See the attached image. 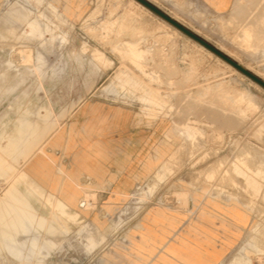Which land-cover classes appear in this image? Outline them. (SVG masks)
<instances>
[{
  "label": "rangeland",
  "instance_id": "obj_1",
  "mask_svg": "<svg viewBox=\"0 0 264 264\" xmlns=\"http://www.w3.org/2000/svg\"><path fill=\"white\" fill-rule=\"evenodd\" d=\"M149 1L264 76V0H236L224 15L196 0ZM135 3L0 0V264H264V87ZM99 96L158 129L152 175L131 192L78 185L74 167L68 185L51 151L76 144L65 122ZM47 112L42 143L21 144L20 119L43 124ZM35 162L53 171L40 177ZM193 200L201 219L221 214L219 248L205 247L213 230L193 218Z\"/></svg>",
  "mask_w": 264,
  "mask_h": 264
},
{
  "label": "crops",
  "instance_id": "obj_2",
  "mask_svg": "<svg viewBox=\"0 0 264 264\" xmlns=\"http://www.w3.org/2000/svg\"><path fill=\"white\" fill-rule=\"evenodd\" d=\"M196 1L202 3L213 13L224 15L233 8L236 0ZM0 23H2V19H0ZM25 37L31 38L27 35ZM39 116L43 118V124L38 121L33 122L28 116L20 119L16 130L21 132L17 136L24 140L21 144H41L45 139L43 131L52 128V115L47 112L39 114ZM71 124H74V130L77 133L76 144L68 149L58 147L51 150L59 155V164L67 169L62 178L68 185L72 182L71 178L73 176L70 174V169L73 167L76 176L83 182H78V185L85 187L91 179L95 185L106 187L97 190L98 193H108L110 188L112 190L119 188L131 192L138 184L146 181L152 175V172L148 173L145 169V159L148 155L153 154L151 147L154 140V145H157L158 129L155 130V133H152V128L142 123L136 112L131 108L110 103L99 96L87 100L75 109L64 125L68 134L71 133L73 128ZM42 151L43 148L39 150V152ZM56 169L57 172L63 171L60 166ZM30 170L41 177L53 171V166L35 162L30 166ZM76 191L81 197L85 196L84 188H76ZM17 193L21 194L22 192ZM19 198L20 196L16 200L17 202H20ZM203 208V203L194 202L193 200L190 202L188 210L192 211L191 215L194 219L202 221L213 230V233L206 236L208 241L204 243L205 247L213 250L215 245L216 248L220 247L221 237L224 235L223 228L220 226L221 214L211 213L214 219H210V221L201 219L199 213ZM147 209L148 207L141 213L139 221L143 220ZM11 210L13 211L12 206ZM22 210L26 212L24 208ZM26 213L28 218H31L30 213ZM13 215L18 225L29 227L14 211ZM183 221H186V219ZM207 242H209V245ZM231 251L232 248L227 251L226 255Z\"/></svg>",
  "mask_w": 264,
  "mask_h": 264
},
{
  "label": "water",
  "instance_id": "obj_3",
  "mask_svg": "<svg viewBox=\"0 0 264 264\" xmlns=\"http://www.w3.org/2000/svg\"><path fill=\"white\" fill-rule=\"evenodd\" d=\"M137 1L142 5H144L145 7H147L148 9H150L155 14H157L159 17H161L162 19H164L165 21H167L168 23H170L171 25H173L174 27L185 33L186 35H188L189 37L200 43L201 45L205 46L207 49H209L214 54L222 58L224 61L234 66L241 73L245 74L246 76H248L249 78H251L252 80H254L255 82H257L258 84L264 87V80L261 77L250 71L248 68L244 67L241 63L229 57L223 51H221L220 49H218L217 47H215L214 45H212L202 37H200L191 29L187 28L185 25L177 21L175 18L164 12L157 5L153 4L149 0H137Z\"/></svg>",
  "mask_w": 264,
  "mask_h": 264
},
{
  "label": "bare ground",
  "instance_id": "obj_4",
  "mask_svg": "<svg viewBox=\"0 0 264 264\" xmlns=\"http://www.w3.org/2000/svg\"><path fill=\"white\" fill-rule=\"evenodd\" d=\"M132 1H135L136 3H138L140 6H142V7H144V8H147V7H145L144 5H142L141 3H139L137 0H132ZM135 3V4H136ZM137 5V4H136ZM148 9V8H147ZM150 10V9H149ZM154 13V12H153ZM157 15V14H156ZM167 22V21H166ZM168 23V22H167ZM171 27H173V29H175V31H180L179 29H177L176 27H174L173 25H171L170 23H168ZM60 32V31H59ZM261 34L262 35H264V32L263 31H261ZM191 38V37H190ZM53 39H55V38H53ZM192 39V38H191ZM177 41V40H176ZM196 43L197 44H199L202 48H204V49H206L207 51H209L210 53H213L212 51H210L209 49H207L205 46H203V45H201L200 43H198L197 41H196ZM86 44V43H85ZM170 45V44H169ZM176 47V46H175ZM166 49V48H165ZM20 53L22 54V57L24 58V59H26V60H31V57H32V51H31V49H29V48H23V49H21L20 50ZM175 56V55H174ZM94 57V56H93ZM217 57H219V56H217ZM220 58V57H219ZM220 59H222V58H220ZM221 61H224L223 59L221 60ZM225 63H227L226 61H224ZM227 65H228V67L230 68V69H232V71H239V70H237L234 66H232L231 64H229V63H227ZM248 69H250L249 67H247ZM181 74V73H180ZM243 74V73H242ZM255 74L256 75H258L259 77H261V78H263L264 79V76H260L258 73H256L255 72ZM243 75H245V74H243ZM233 99V98H232ZM190 136H193V132H191L190 134H189ZM1 163L8 169V170H10V171H13V170H15V168H14V166L11 164V163H9V162H6L5 160H3V161H1ZM169 166V165H168ZM67 178V177H66ZM66 182V181H65ZM27 187V186H26ZM27 192L30 194L31 192H34V193H36V190L34 189V188H32V187H30V189L29 190H27ZM32 194V193H31ZM12 195H13V198L15 199V200H17L18 199V195L16 194V193H12ZM88 195H94V193L93 192H85V196L87 197ZM186 195V194H185ZM84 196V197H85ZM180 196H181V194H180ZM180 199H181V197H180ZM41 201V200H40ZM90 201V200H89ZM94 201V200H93ZM45 204V203H44ZM91 203L90 202H88V205H90ZM5 205L10 209V211L12 212V210H11V206H10V204L7 202V200L5 199ZM49 205V204H48ZM85 206V205H84ZM48 207V206H47ZM57 214V213H56ZM55 215V214H54ZM28 229H29V227H25L24 228V231L27 233L28 232ZM95 231H99L98 229H94ZM14 234V233H13ZM35 244H36V241H35ZM38 248L41 250V248L38 246ZM41 252V251H40ZM39 253V252H38ZM63 253V252H62ZM34 256V255H33Z\"/></svg>",
  "mask_w": 264,
  "mask_h": 264
}]
</instances>
